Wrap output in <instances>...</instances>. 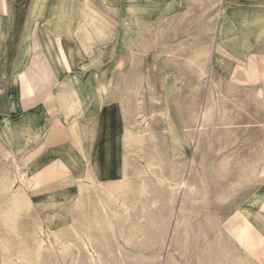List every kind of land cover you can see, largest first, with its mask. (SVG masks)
Listing matches in <instances>:
<instances>
[{"label":"rangeland","instance_id":"374dc122","mask_svg":"<svg viewBox=\"0 0 264 264\" xmlns=\"http://www.w3.org/2000/svg\"><path fill=\"white\" fill-rule=\"evenodd\" d=\"M220 7L215 0L213 16L167 18L161 32L137 43L134 78L119 80L115 96L125 141L122 187L86 185L70 208L73 224L52 218L53 231L45 211L20 193V170L12 162L0 169V264L89 263V237L103 264H160L162 253L166 264H264V65L255 53L241 64L213 51L216 64L203 78ZM206 93L210 116L195 131ZM239 225L241 237L234 235Z\"/></svg>","mask_w":264,"mask_h":264},{"label":"crops","instance_id":"0c3cea01","mask_svg":"<svg viewBox=\"0 0 264 264\" xmlns=\"http://www.w3.org/2000/svg\"><path fill=\"white\" fill-rule=\"evenodd\" d=\"M220 3L222 15L254 10L264 17V0ZM214 8L215 0H0V169L12 162L20 170L33 208H72L86 185L123 176L115 96L119 80L134 78L137 43L161 32L167 18L209 17ZM136 17L142 31L131 44ZM252 53L264 65V31Z\"/></svg>","mask_w":264,"mask_h":264},{"label":"bare ground","instance_id":"6f19581e","mask_svg":"<svg viewBox=\"0 0 264 264\" xmlns=\"http://www.w3.org/2000/svg\"><path fill=\"white\" fill-rule=\"evenodd\" d=\"M221 13H219L220 17L218 18L219 21H218V25H217V32H216V47H215V51L216 53H219L221 52V50L224 48V50L229 54L231 55L233 58H235L239 63L241 64H246V63H249L251 62L252 58H251V55H249L250 53V49L255 45V43L257 42L258 38L261 37V35L263 34V31H264V17H261V16H258L255 14V11L254 10H248V11H245L243 10L242 12H237L236 14H233V15H228L229 12L228 11H224L223 15H222V11H220ZM129 24H132V26L129 27L130 30H133V32H131L129 34V43L131 44H134L133 41L135 39V36L138 35V34H141V31H142V18H139V17H136V18H133L131 20V22H129ZM240 26V27H239ZM239 28H244L245 30V33H243V36H241V38L239 37V34L236 33V28L238 29ZM243 37V38H242ZM218 55V54H217ZM221 55V54H220ZM219 57V56H218ZM216 57H213V55L211 56L210 58V65H209V68L207 67V69H205L202 73L204 74L203 75V78L207 81V78H209L211 76V73H212V70L216 64ZM125 58L120 56V59H119V62H120V67L123 65L122 63L124 62ZM235 62V61H234ZM237 64V63H236ZM219 68H220V65H219ZM241 68V67H240ZM235 70V69H234ZM236 71V70H235ZM214 72V71H213ZM235 73V72H234ZM251 73H252V76L254 74V71L251 69ZM254 77V76H253ZM210 81V80H208ZM211 85V84H210ZM73 87V86H72ZM207 89V88H206ZM209 89V88H208ZM105 92V91H104ZM207 94V93H206ZM207 98H208V94L206 95L203 103L201 104V107H200V110H199V113H198V116H197V128L195 129L196 130H200L202 131L203 127L206 123H207V120L210 116V107L207 105ZM81 105V104H80ZM81 107V106H80ZM68 109V108H67ZM80 109V108H79ZM70 114V113H69ZM127 128V127H126ZM170 128V127H169ZM129 129V128H128ZM172 129V128H171ZM131 131V130H130ZM137 134V133H136ZM135 134V135H136ZM199 135V133H198ZM140 136V135H139ZM133 137H136V136H133ZM177 134L175 132V129H174V133L172 132V138H173V141H175L177 139V142L178 143V138H177ZM132 139V138H131ZM193 144L195 146V150L197 148V143H198V137H195L193 136ZM125 142V141H124ZM123 142V143H124ZM175 148V147H174ZM36 151V150H35ZM156 151V150H155ZM194 152V151H193ZM88 155V154H87ZM158 155V154H157ZM125 159V158H124ZM192 162H193V157L190 158V167L192 165ZM17 165V164H16ZM152 166V165H151ZM190 167L188 166V169L190 171ZM187 170V168H186ZM125 171V170H124ZM144 172V171H143ZM146 172V171H145ZM87 173V172H85ZM125 173V172H124ZM123 173V176H120V178L115 181L113 184L115 185V187L117 185H119L120 187H122V182L121 180H123V177H124V174ZM148 173V172H147ZM17 174V173H16ZM18 177V175H17ZM13 181V180H12ZM94 181H96V179H94ZM98 181V180H97ZM146 181V180H145ZM9 182V181H8ZM11 182V181H10ZM26 182V181H25ZM13 183V182H12ZM101 183V181H100ZM109 183V182H107ZM107 183H105L108 186ZM142 183V182H141ZM103 184V183H102ZM186 184H188V172L185 173V175H183L182 177V180H181V187L185 186ZM10 185V184H9ZM84 185V184H83ZM175 185H179V182H176L175 181ZM13 186V185H12ZM119 186H118V189H119ZM143 186V185H142ZM82 187V186H81ZM106 187V188H107ZM105 188V187H104ZM117 188V187H116ZM9 189V188H8ZM23 189V188H22ZM27 189V187H26ZM108 189V188H107ZM146 189V188H145ZM10 190V189H9ZM140 190V189H139ZM142 190V189H141ZM140 190V192H141ZM108 191V190H107ZM147 191V190H146ZM145 191V192H146ZM181 191V190H180ZM17 192H19L17 190ZM24 192V191H23ZM110 192V191H109ZM139 192V193H140ZM21 193V191H20ZM108 193V192H107ZM111 193V192H110ZM150 193V192H149ZM27 194V193H26ZM144 194V190H143V193ZM15 195V194H14ZM28 195V194H27ZM113 195V194H112ZM178 195H179V202L177 204V208L175 210V213L173 215L172 218H174V221H175V225H176V222H177V218H178V215H179V212H181V201H182V193L181 192H178ZM16 196V195H15ZM20 197V196H19ZM118 197V196H117ZM102 198V197H100ZM16 199H20V198H17ZM26 199V198H25ZM29 200V198H27ZM103 200V199H102ZM19 201V200H18ZM17 201V202H18ZM32 201V200H31ZM106 201V200H105ZM104 201V202H105ZM25 202V200H24ZM30 202V201H29ZM103 202V203H104ZM16 203V202H14ZM23 203V201H22ZM26 203V202H25ZM31 203V202H30ZM106 203V202H105ZM21 204V203H20ZM20 204L18 203V206H13L12 207V211H20L22 206H20ZM34 204V203H33ZM30 206V204H28ZM35 206V205H34ZM103 206V205H102ZM127 207V206H126ZM25 208V207H24ZM29 208V207H28ZM143 208V207H142ZM23 209V208H22ZM107 208H105V212H107L106 210ZM127 209V208H126ZM113 210V209H112ZM12 211L10 212L9 215H11ZM45 213H46V219H47V222L49 223V227L55 231V227L52 226V221L53 219L52 218H57L56 221H59L60 223H64V222H68L67 224L70 225V223H72V213L70 211V204H62V206L60 208H57L55 210H53V213L51 215H48L46 211L48 210H44ZM17 212V213H18ZM111 212V211H109ZM116 212V211H115ZM107 214V213H106ZM97 216V215H96ZM109 216V214H108ZM13 217V216H12ZM143 217V216H142ZM97 218V217H96ZM95 218V220H96ZM75 223V221H74ZM98 223L100 224V222L98 221ZM73 224V223H72ZM111 224V223H110ZM173 224V227L171 226V232H170V237H168V239L166 240V245H167V248L169 247L170 245V242H171V239H172V235L174 233V230L176 228ZM74 226V225H73ZM72 226V227H73ZM92 226V225H91ZM114 226V224H113ZM68 227H71V226H68ZM77 228V227H76ZM76 228L74 230H76ZM237 228V233H235L234 235H238V237H241L243 235V232L246 230L245 227H242V226H238L236 227ZM79 230V229H78ZM77 230V232H79ZM109 230V229H108ZM79 235V233H78ZM89 237V236H88ZM73 239V238H72ZM84 240V239H83ZM73 241V240H72ZM80 244V243H78ZM132 244V243H131ZM101 245V244H99ZM6 246V245H5ZM83 246L85 247V249L88 251V254L90 255L89 256V263H85V264H103V256L101 254V251L99 252L96 248H95V245L93 243V241L91 240V238H85L84 242H83ZM23 254V253H22ZM212 260V259H211ZM160 264H166V257H165V254L162 253L161 256H160ZM83 264V263H82ZM207 264V263H206Z\"/></svg>","mask_w":264,"mask_h":264}]
</instances>
